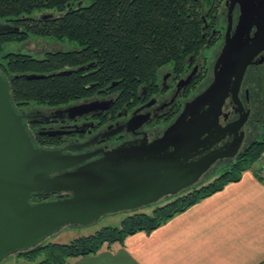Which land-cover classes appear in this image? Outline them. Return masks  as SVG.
<instances>
[{"label":"water","instance_id":"95a60500","mask_svg":"<svg viewBox=\"0 0 264 264\" xmlns=\"http://www.w3.org/2000/svg\"><path fill=\"white\" fill-rule=\"evenodd\" d=\"M241 3L242 15L214 63L211 83L188 100L162 134L153 139L145 134L110 149L83 153L38 146L25 119L49 121L50 116L42 111L18 112L11 99L10 83L0 71V263L36 247L68 224H91L104 215L135 210L178 194L195 185L217 160L238 154L250 113L240 99V86L248 66L264 50V0ZM18 29L0 22V34ZM228 98L240 116L223 124ZM112 101L88 99L69 104L55 109L56 117L66 114L73 120L105 110ZM145 118L133 116L128 129L139 128ZM121 131L122 126L100 135L113 136ZM67 132L40 131L49 135ZM228 136L233 139L216 147ZM98 137L70 147L81 149ZM64 193L68 196L33 202L35 195Z\"/></svg>","mask_w":264,"mask_h":264},{"label":"trees","instance_id":"16d2710c","mask_svg":"<svg viewBox=\"0 0 264 264\" xmlns=\"http://www.w3.org/2000/svg\"><path fill=\"white\" fill-rule=\"evenodd\" d=\"M211 1L0 0V20L19 27L0 34V71L10 83L15 109L20 112L32 104L60 107L113 94L117 109L123 108L144 87L158 81L161 68H183L191 55L208 48L201 18ZM42 10L58 14L32 16ZM33 36L68 39L79 48L48 51L42 58L4 52L7 43H23ZM37 125L33 120L28 124L36 145L54 147L60 143V137L41 134ZM263 151L264 130L214 179L192 186L150 213L135 212L118 227L107 226L69 243H43L16 254L35 264H68L71 258L97 253L139 231L151 232L227 184L239 181L246 171L254 172ZM50 199V195L33 196V202Z\"/></svg>","mask_w":264,"mask_h":264},{"label":"crops","instance_id":"0c3cea01","mask_svg":"<svg viewBox=\"0 0 264 264\" xmlns=\"http://www.w3.org/2000/svg\"><path fill=\"white\" fill-rule=\"evenodd\" d=\"M68 264H264V182L246 171L153 231Z\"/></svg>","mask_w":264,"mask_h":264},{"label":"flooded vegetation","instance_id":"af4514ba","mask_svg":"<svg viewBox=\"0 0 264 264\" xmlns=\"http://www.w3.org/2000/svg\"><path fill=\"white\" fill-rule=\"evenodd\" d=\"M241 1L244 3V0ZM241 1L212 0L208 6L204 7L201 19L203 23V37L206 39V45L208 46L205 50H209L210 47L218 46V52L213 57L214 60L212 64H209L207 55L202 51L199 54L191 55L187 64L183 68L169 66L165 71H161L160 69L158 81L150 88L144 87L137 98L126 103L121 109H117L116 96L114 95L104 98L113 100L105 110H98L96 112L79 116L73 119V121L66 118V114H64L63 118L56 117V110L45 113L50 116L49 123L56 124L57 126V128L54 126L50 129H64L70 131L65 134L57 135L60 137V143L54 147L64 148L66 152L83 153L99 148L110 149L122 142L142 138L145 134H147L149 139L161 135L164 129L162 127L163 123L160 122L167 121L166 119L168 115L174 114L178 110L170 121L171 123L183 109L185 103L211 83L213 79V63H215L222 47L225 45L226 38L234 33L240 16L242 15L243 5ZM46 14L47 15H43V17L53 15L52 12ZM255 30L256 26L253 27L252 34ZM190 75H192L190 81L185 84V81ZM203 75V79H200L199 81V78ZM251 76L253 77L252 80H254V82L259 81L261 77L264 76V50L255 57L254 63L248 66L240 86V99L245 110H250L244 126L245 131L253 114L252 105L249 102L250 92L253 87L250 79ZM203 84H205V87L203 86L200 91L192 95V93ZM88 99L81 101H86ZM90 99H93V97ZM94 99L100 98L94 97ZM234 107L235 105L231 102V98H228L223 107V124L233 122L239 118L240 112H236V107ZM133 116H146V120L139 128L129 130L128 123ZM224 117L226 120H224ZM33 119L25 120H28L29 123V121H32ZM43 126L44 124L39 122L36 129L43 128ZM120 126H122V131L116 135L106 137L100 135L107 132L110 133ZM77 129H80L81 131H76ZM98 135L99 137L95 142L88 146L81 149L70 147V145L87 142ZM232 139V136H228L224 141L217 144L216 147H220ZM99 156L100 154L93 158ZM59 196L65 197L68 196V194H53L52 199Z\"/></svg>","mask_w":264,"mask_h":264},{"label":"rangeland","instance_id":"374dc122","mask_svg":"<svg viewBox=\"0 0 264 264\" xmlns=\"http://www.w3.org/2000/svg\"><path fill=\"white\" fill-rule=\"evenodd\" d=\"M78 4L79 3H76L75 6L80 5V4L79 5ZM49 12H52L54 15L58 14L55 10H42V11L34 12V14L32 16L35 18H39L43 14H46ZM0 22H4V21L0 20ZM78 48H79V46L75 41H70L68 39L60 40V39H57L54 37H35V36H33L23 43H18V42L7 43L4 46V52H9V51L23 52V53L34 55L35 57H38V58H42V57H44L45 53L48 51L76 50ZM217 52H218V46L210 47L209 50L204 49L203 53L207 55V58L209 60V64H212V62L214 60L213 57L217 54ZM1 58H2V54H0V61H1ZM213 65H214V63H213ZM167 67H169V65L161 68V71H165ZM252 78L253 77L251 76L250 79H251V82L253 84V87H252V90L250 92V101L249 102L252 105V113L253 114H252V117L250 118V120L247 124L246 131H245L246 137H245L243 145H242L240 151L238 152V154L243 150L244 146L247 143L253 141L256 137L261 135V133L264 130V76L261 77V79L259 81H256V82H254V80H252ZM205 84L200 85V88L198 87V89L195 90L192 93V95L195 94L196 92L200 91V89H202L203 86L205 87ZM111 96H114V94L109 95V97H111ZM98 98L104 99V98H108V97L105 96V97H98ZM93 99H94V97H93ZM78 102H82V101H78ZM78 102H75V103H78ZM71 104H74V103H71ZM66 106L48 107V106L32 104L29 106H24L20 112H22V113H35L37 111H42L44 113H48V112L55 110L57 108L66 107ZM224 120H226L225 117H224ZM33 121H36L38 123L40 122V123L44 124L43 128H38L37 131H39V130L41 131L42 129H50V128H53L54 126H56V124H51V123H49L50 121H44L40 118H35V119H33ZM70 121H73V120H70ZM25 122H26L27 127H28V124H29L28 120H25ZM160 123H163L162 127H163V129H165L168 126V124L170 123V121H168L166 123L161 121ZM55 128H57V126ZM236 156L233 158L228 157V158H222V159L217 160L210 167V169L207 170L203 174L201 179L195 185H200L204 182H207L209 180L214 179L215 176L218 175V173L220 174L224 170V167L227 164H229L234 158H236ZM257 165L258 164L256 162L255 166L257 167ZM190 188L184 189L181 192L187 191ZM181 192H179V193H181ZM176 195L177 194L166 195L164 198H162L161 200H159L155 203L143 206V207L135 209V210H124V211H119V212L104 215L100 219H98L97 221H95L94 223H91V224H87V225L68 224V225L62 227L59 231H57V232L51 234L50 236H48L47 238H45L41 242V244H43V243L44 244H47V243H69V242H71V241H73L79 237L94 234L95 232H97V231H99L102 228L107 227V226L118 227L121 225L122 220L126 216H128L129 214H133L135 212L150 213L154 208H156L157 206H161V205L166 204L167 202L172 200L174 198V196H176ZM50 196L53 197V195H50ZM25 251H28V250H25ZM22 252H24V251H22ZM35 263H36V261L29 260L24 256H19L17 254H13V255L6 257L0 264H35Z\"/></svg>","mask_w":264,"mask_h":264},{"label":"built area","instance_id":"2783aa9c","mask_svg":"<svg viewBox=\"0 0 264 264\" xmlns=\"http://www.w3.org/2000/svg\"><path fill=\"white\" fill-rule=\"evenodd\" d=\"M257 167L255 166V173L257 176L264 182V152L261 153L258 161H257Z\"/></svg>","mask_w":264,"mask_h":264}]
</instances>
